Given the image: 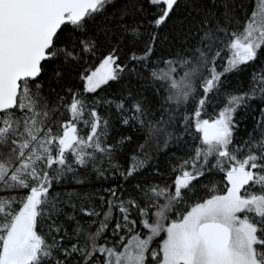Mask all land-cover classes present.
Wrapping results in <instances>:
<instances>
[{
  "label": "snow or ice",
  "instance_id": "obj_1",
  "mask_svg": "<svg viewBox=\"0 0 264 264\" xmlns=\"http://www.w3.org/2000/svg\"><path fill=\"white\" fill-rule=\"evenodd\" d=\"M251 3L0 0V264H264Z\"/></svg>",
  "mask_w": 264,
  "mask_h": 264
},
{
  "label": "trees",
  "instance_id": "obj_2",
  "mask_svg": "<svg viewBox=\"0 0 264 264\" xmlns=\"http://www.w3.org/2000/svg\"><path fill=\"white\" fill-rule=\"evenodd\" d=\"M247 3H248V7L251 8L253 5L251 3V0H247ZM99 63V60L96 59V60H93L92 61V66L95 67L96 65H98ZM260 61L257 60L256 64L259 65ZM248 72H251V68L248 69ZM230 79H232V83H235L236 82V78L234 77H230ZM247 85V80L245 79V86ZM78 86H81L82 87V82L78 85ZM97 92L99 93L100 90L98 89ZM220 100L223 101V97H220ZM153 109H155V105H153ZM207 115L209 116V118L212 117L213 115V109L212 108H208L207 109ZM248 123L249 125H251V117H249V120H248ZM123 131L127 134L129 132H134V130H131V129H128V128H124ZM143 134H140V133H135L133 135V144L131 145V147H135V145L142 141L143 140ZM179 148L180 146L179 145H170L169 149L167 150H162L159 157L155 160V164L157 167H159L161 169V171H165L166 170V165H167V162L172 159V156L171 154L172 153H176V154H181L179 153ZM147 150V149H146ZM147 174V173H145ZM93 183L95 184L96 182L93 181ZM72 187H75L76 185L75 184H72L71 185ZM100 200L99 199H96L95 200V204L96 205H100Z\"/></svg>",
  "mask_w": 264,
  "mask_h": 264
}]
</instances>
